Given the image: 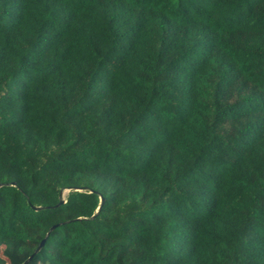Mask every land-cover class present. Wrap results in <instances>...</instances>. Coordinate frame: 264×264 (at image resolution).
Masks as SVG:
<instances>
[{
  "label": "trees",
  "instance_id": "obj_1",
  "mask_svg": "<svg viewBox=\"0 0 264 264\" xmlns=\"http://www.w3.org/2000/svg\"><path fill=\"white\" fill-rule=\"evenodd\" d=\"M55 222L27 264H264V0H0V264Z\"/></svg>",
  "mask_w": 264,
  "mask_h": 264
},
{
  "label": "water",
  "instance_id": "obj_2",
  "mask_svg": "<svg viewBox=\"0 0 264 264\" xmlns=\"http://www.w3.org/2000/svg\"><path fill=\"white\" fill-rule=\"evenodd\" d=\"M11 184H14L13 182H10ZM84 186H74L73 189H77V190H81L83 189ZM103 200V197L99 195V200H98V205L97 207L95 208L94 212H97V209L99 207V204L102 202ZM64 199L62 198L61 194H59V199L57 202H55V204L53 205H57L58 203L60 202H63ZM40 207L39 205H35L34 208H38ZM58 222H55V223H52L48 226L47 230L45 231L44 235L40 238V240L37 242L36 246L32 249V251L20 262V264H26L30 259L31 257L33 256V254L42 246L44 240H45V237L47 236L48 232L54 228V226L57 225Z\"/></svg>",
  "mask_w": 264,
  "mask_h": 264
},
{
  "label": "clouds",
  "instance_id": "obj_3",
  "mask_svg": "<svg viewBox=\"0 0 264 264\" xmlns=\"http://www.w3.org/2000/svg\"><path fill=\"white\" fill-rule=\"evenodd\" d=\"M66 189L68 190V188H66ZM62 190H64V188H63ZM62 190H61V191H62ZM61 191H60L59 194H61L62 198L64 199V195H63V193H61ZM39 240H40V239H39ZM35 246H36V245H35ZM35 246H34V247H35ZM31 251H32V250H31ZM28 262H29V261H28ZM28 262H27V263H28ZM27 263H26V264H27Z\"/></svg>",
  "mask_w": 264,
  "mask_h": 264
},
{
  "label": "rangeland",
  "instance_id": "obj_4",
  "mask_svg": "<svg viewBox=\"0 0 264 264\" xmlns=\"http://www.w3.org/2000/svg\"><path fill=\"white\" fill-rule=\"evenodd\" d=\"M66 192H67L66 188H64V190L61 191V193H63L64 196H65Z\"/></svg>",
  "mask_w": 264,
  "mask_h": 264
}]
</instances>
